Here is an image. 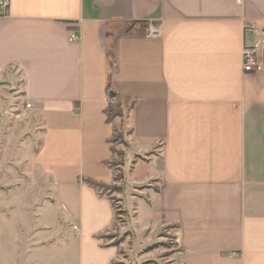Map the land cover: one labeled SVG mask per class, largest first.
<instances>
[{
	"label": "crops",
	"instance_id": "crops-1",
	"mask_svg": "<svg viewBox=\"0 0 264 264\" xmlns=\"http://www.w3.org/2000/svg\"><path fill=\"white\" fill-rule=\"evenodd\" d=\"M254 44L264 64V0H10L0 74L18 68L42 119L32 161L50 206L74 220L80 264L118 254L97 237L112 202L85 182H114L117 101L127 154H144L161 182L152 201L175 225L181 261L264 264V66L244 72L242 60Z\"/></svg>",
	"mask_w": 264,
	"mask_h": 264
},
{
	"label": "rangeland",
	"instance_id": "rangeland-1",
	"mask_svg": "<svg viewBox=\"0 0 264 264\" xmlns=\"http://www.w3.org/2000/svg\"><path fill=\"white\" fill-rule=\"evenodd\" d=\"M24 77L10 67L0 74V264H80L74 220L63 207L50 206L53 188L33 163L43 141L40 115L27 107ZM117 112L115 176L106 195L114 199L115 218L104 244H117L114 262L121 264H184L175 225L161 216L152 201L161 182L152 179L153 165L144 154H127V114ZM147 155V154H146ZM141 159V160H140ZM118 163V164H117ZM139 178H142L139 179ZM131 179V181H130ZM132 179H139L137 182ZM89 264H104L93 254Z\"/></svg>",
	"mask_w": 264,
	"mask_h": 264
},
{
	"label": "built area",
	"instance_id": "built-area-1",
	"mask_svg": "<svg viewBox=\"0 0 264 264\" xmlns=\"http://www.w3.org/2000/svg\"><path fill=\"white\" fill-rule=\"evenodd\" d=\"M239 1V0H238ZM10 7V0H0V13L6 14ZM148 34L150 36H161L162 28L159 25H152L149 28ZM80 35L77 30H72L70 32V40L77 41L79 40ZM243 60V70L244 72H252L260 70L263 68L264 64L259 57V49L256 44L254 45H245L242 52ZM27 107H31V104L28 103Z\"/></svg>",
	"mask_w": 264,
	"mask_h": 264
},
{
	"label": "trees",
	"instance_id": "trees-1",
	"mask_svg": "<svg viewBox=\"0 0 264 264\" xmlns=\"http://www.w3.org/2000/svg\"><path fill=\"white\" fill-rule=\"evenodd\" d=\"M118 109H121V104H120V101H117L115 104H111L108 108V119L111 120L115 117H120L121 116V113L120 112H117ZM123 137L122 134H118L117 132V129L115 128L114 130V135H113V138H112V143H113V154L115 155L116 154V144H118L119 140H121ZM121 142H123V140H121ZM110 165L113 167L115 164L114 160L112 159L110 162ZM118 164V163H117ZM119 178L117 176H115L114 178V181L118 180ZM85 182L90 186V187H93L97 192L98 194H100L101 196H104L106 195V191H110V190H113V191H116L119 186H115V188L111 187L112 183L111 184H106V183H103V182H99V181H95V180H92V179H85ZM120 189V188H119ZM108 196V195H106ZM109 197V196H108ZM109 199L111 200L112 202V205H113V208L115 210V207H114V199L113 198H110ZM115 215H116V212H115ZM99 239H103L105 238V232L102 233V234H99L97 236ZM117 244H104L103 243V246H116ZM111 264H121V262H114L112 261Z\"/></svg>",
	"mask_w": 264,
	"mask_h": 264
}]
</instances>
